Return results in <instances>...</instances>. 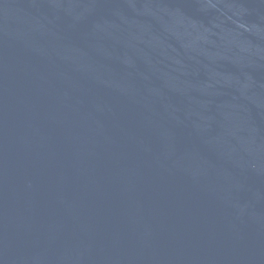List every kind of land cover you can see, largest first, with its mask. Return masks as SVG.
I'll return each instance as SVG.
<instances>
[{
  "label": "water",
  "instance_id": "1",
  "mask_svg": "<svg viewBox=\"0 0 264 264\" xmlns=\"http://www.w3.org/2000/svg\"><path fill=\"white\" fill-rule=\"evenodd\" d=\"M0 264H264V0H0Z\"/></svg>",
  "mask_w": 264,
  "mask_h": 264
}]
</instances>
